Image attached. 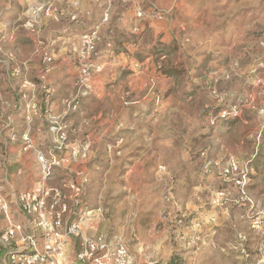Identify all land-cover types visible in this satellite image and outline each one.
Listing matches in <instances>:
<instances>
[{
	"label": "rangeland",
	"instance_id": "rangeland-1",
	"mask_svg": "<svg viewBox=\"0 0 264 264\" xmlns=\"http://www.w3.org/2000/svg\"><path fill=\"white\" fill-rule=\"evenodd\" d=\"M94 31L104 69L78 93L70 51ZM39 152L134 264H264V0H0L6 192L40 179Z\"/></svg>",
	"mask_w": 264,
	"mask_h": 264
},
{
	"label": "built area",
	"instance_id": "built-area-1",
	"mask_svg": "<svg viewBox=\"0 0 264 264\" xmlns=\"http://www.w3.org/2000/svg\"><path fill=\"white\" fill-rule=\"evenodd\" d=\"M157 17L163 18L162 14ZM30 27L33 28L34 24L30 23ZM97 34L94 31L83 37L82 47L75 57L78 67L75 86L79 91L89 89L93 75L104 69L96 61L101 41ZM52 60L46 53L44 61L51 63ZM21 140L23 151L28 152L32 148L29 134H22ZM62 140L64 142L66 138ZM62 148L63 144L59 149ZM76 154L74 150L73 155ZM37 157L41 175L32 188L12 194L0 184V264H68L67 251L71 239L79 241L76 259L80 264H132L130 249L120 239L84 234V230L92 229L94 220H91L92 210L82 209L80 184H52L53 166H59L60 160L54 155L48 158L42 152ZM248 175L247 164L234 158L228 160L223 173L226 181L234 182L242 192ZM261 221L258 218L255 225ZM200 226L194 224L195 228Z\"/></svg>",
	"mask_w": 264,
	"mask_h": 264
},
{
	"label": "crops",
	"instance_id": "crops-1",
	"mask_svg": "<svg viewBox=\"0 0 264 264\" xmlns=\"http://www.w3.org/2000/svg\"><path fill=\"white\" fill-rule=\"evenodd\" d=\"M76 25L77 24H75L74 25V28H68L69 30L68 31H65L64 33H61L60 35H59V38H60V40H62V42L64 43L63 45H64V47L62 46V51L63 52H65L66 53V50L67 49H65V45H67V42H66V40L69 38V40H71L72 39V37L73 36H77L78 34H80V32H78V30H77V28H76ZM67 30V29H66ZM64 34V35H63ZM62 36V37H61ZM82 37V36H81ZM81 37L79 36V38H78V41H76L74 44H73V49L70 51V58H71V60L73 59L74 60V58L76 57V55H77V52L81 49ZM32 41V40H31ZM33 41L35 42V38L33 39ZM33 42V43H34ZM101 42V41H100ZM36 43V42H35ZM35 43H34V45H35ZM52 43H54V42H52ZM71 44V43H70ZM54 45V44H53ZM108 46H110V45H108ZM106 48H108V47H106ZM72 51H74V52H72ZM63 52H62V54H63ZM102 52H103V49L101 48L100 49V54H102ZM98 53H99V51H98ZM109 54H115V50H113L112 52H109ZM67 55V54H66ZM71 55H73V58H72V56ZM68 56H69V54H68ZM110 57H112V56H110ZM100 63H103V62H101L100 61ZM53 76H55V74L53 73L52 74ZM74 76H76V74L74 75ZM97 78V77H96ZM96 78H94V79H96ZM95 81V80H94ZM94 81H92V83H91V86H90V88L88 89L89 90V92H92V90L94 91L95 90V87H94V89L92 88V84L94 83ZM75 89V88H74ZM78 93L80 92L79 90H77V89H75ZM95 92V91H94ZM77 95V94H76ZM31 113V112H30ZM19 180V179H18ZM23 180L24 179H21L20 178V180L18 181V184H21V183H23ZM14 183V185H16V183L15 182H13ZM230 184H232V183H230ZM230 186H233V184L232 185H230ZM198 219H195V222L197 221ZM99 226V225H98ZM104 231H102L101 232V230H99V228H97L95 231L94 230H92V231H89V230H84V234H86L87 236H89V237H94V236H98V235H104V233H103ZM123 241V240H122ZM126 244V243H125ZM127 245V244H126ZM78 250H79V241L78 240H74V239H71V242H70V244H69V248H68V251H67V257H68V259H67V261H68V264H80V263H78V261H77V259L75 260V262L74 263H72L71 262V257H73V256H75V258H76V254H77V252H78ZM134 264V263H133Z\"/></svg>",
	"mask_w": 264,
	"mask_h": 264
},
{
	"label": "water",
	"instance_id": "water-1",
	"mask_svg": "<svg viewBox=\"0 0 264 264\" xmlns=\"http://www.w3.org/2000/svg\"><path fill=\"white\" fill-rule=\"evenodd\" d=\"M264 250V249H263ZM263 255H264V251H263ZM264 262V261H263Z\"/></svg>",
	"mask_w": 264,
	"mask_h": 264
}]
</instances>
